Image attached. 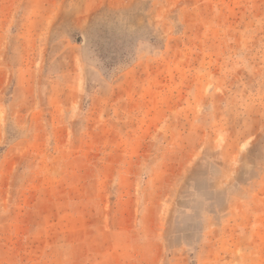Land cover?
Returning a JSON list of instances; mask_svg holds the SVG:
<instances>
[{"label": "rangeland", "instance_id": "374dc122", "mask_svg": "<svg viewBox=\"0 0 264 264\" xmlns=\"http://www.w3.org/2000/svg\"><path fill=\"white\" fill-rule=\"evenodd\" d=\"M0 264H264V0H0Z\"/></svg>", "mask_w": 264, "mask_h": 264}]
</instances>
